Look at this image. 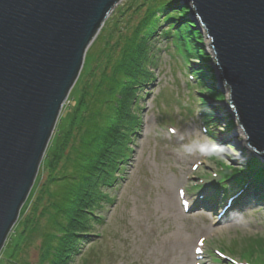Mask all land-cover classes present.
<instances>
[{
    "label": "rangeland",
    "instance_id": "1",
    "mask_svg": "<svg viewBox=\"0 0 264 264\" xmlns=\"http://www.w3.org/2000/svg\"><path fill=\"white\" fill-rule=\"evenodd\" d=\"M149 1L119 0L102 29L113 19L121 20L120 23L125 19L128 25L124 29H132L144 17L147 9L144 3L148 4ZM178 1L174 2L170 11L178 12L184 6L187 21L203 38L204 53L210 58L209 67L213 71L209 87L223 94L221 102L206 98L222 119L214 124L207 121L201 97L196 92L195 79L191 80L194 74L191 73L192 68L198 69L201 62L191 59L189 67H186L174 46L162 37L161 32L168 28L163 25L151 40V52L157 62V67L151 70L154 81L139 92L136 99L134 113L139 118V124L129 144V160L120 167L114 187L104 190L111 198V204L101 205L98 212L104 221L102 226L95 225L94 230L96 234L104 235L103 238L90 239L94 246L90 264H226L230 263V259L239 263L242 262L239 255L221 249L224 246H242L257 237L264 238V208L256 199L248 198L249 201L241 203L242 206H232V212L218 220L225 200L233 192H244L246 187L237 191L228 189L227 196H220L219 191L211 188L210 195H215L213 200L216 203L212 213L211 210H204L203 202L197 201L204 193L202 190L209 189V185L222 188L219 163L239 170L249 160L260 162L262 159L246 143L242 144V139L246 141L247 136L239 126L234 110L229 107L230 90L213 63V52L208 46L210 40L205 37V29L196 15L190 16L189 12H194L192 5ZM136 8L139 10L134 13ZM124 11V15H120ZM185 15L175 19L177 26L183 22L181 19ZM97 52L95 47L85 59L81 75L63 106L46 153L53 149L58 140V131L66 128V120L75 106V98H78L82 84L87 82L86 76L94 67ZM197 136L220 145L219 154L213 158L186 154L183 145ZM230 136H233V140L229 139ZM44 181L45 175L40 181H35L36 193ZM180 192L185 193V201L191 207L189 212L182 209ZM8 241L9 237L6 244ZM39 242H33L26 251L28 264L37 263ZM200 242L204 243L202 261L197 260L194 254ZM6 244L0 254V264L7 256ZM90 246L83 245L81 254L86 253ZM219 252L225 258L223 262L215 261ZM82 259L80 255L74 262L80 264Z\"/></svg>",
    "mask_w": 264,
    "mask_h": 264
},
{
    "label": "trees",
    "instance_id": "2",
    "mask_svg": "<svg viewBox=\"0 0 264 264\" xmlns=\"http://www.w3.org/2000/svg\"><path fill=\"white\" fill-rule=\"evenodd\" d=\"M177 1L150 0L144 3L147 7L144 17L132 29H124L128 25L125 19L123 23L113 19L100 31L85 57L87 60L97 47L94 67L85 75L87 82L75 98L66 128L58 131V140L41 163L36 181L42 175L45 181L37 193L35 183L22 207L17 227L9 235L7 256L2 264H28L25 253L36 240H40L36 264H75L80 255L83 258L80 264H90L94 253L90 239L104 235L94 230L104 221L98 212L101 205L111 204L104 190L114 187L120 167L129 160V144L139 124L134 113L136 99L154 81L151 70L157 67V62L151 52V40L163 25L168 28L161 32L162 37L174 46L186 67L191 59L201 62L191 73L207 121L216 122L206 99L221 102L223 94L209 87L210 58L204 53L201 34L187 21L186 8L170 11ZM136 10L139 8L134 13ZM180 15L185 16L177 26L175 19ZM244 165L237 170L219 163L220 187L227 196L228 189L237 191L249 183L246 196L250 198L257 192L256 202L264 208V166L257 160ZM86 244L91 246L81 254ZM224 247L221 251L226 249L239 255L248 264H264L263 237L246 241L242 246Z\"/></svg>",
    "mask_w": 264,
    "mask_h": 264
},
{
    "label": "water",
    "instance_id": "3",
    "mask_svg": "<svg viewBox=\"0 0 264 264\" xmlns=\"http://www.w3.org/2000/svg\"><path fill=\"white\" fill-rule=\"evenodd\" d=\"M205 29L245 143L264 164V0H182ZM119 0H0V254L89 47Z\"/></svg>",
    "mask_w": 264,
    "mask_h": 264
},
{
    "label": "clouds",
    "instance_id": "4",
    "mask_svg": "<svg viewBox=\"0 0 264 264\" xmlns=\"http://www.w3.org/2000/svg\"><path fill=\"white\" fill-rule=\"evenodd\" d=\"M219 147L221 146L203 139L202 136H197L191 142L183 145V151L188 155L195 153L201 157L213 158L219 154Z\"/></svg>",
    "mask_w": 264,
    "mask_h": 264
},
{
    "label": "bare ground",
    "instance_id": "5",
    "mask_svg": "<svg viewBox=\"0 0 264 264\" xmlns=\"http://www.w3.org/2000/svg\"><path fill=\"white\" fill-rule=\"evenodd\" d=\"M182 5H184V4H182ZM183 7H184V6H183ZM209 72H210V73L212 72V74H213L212 68H210ZM230 110H231V109H230ZM220 116H221V115H220ZM220 116H219V117H220ZM218 119H222V117H220V118H218ZM240 133H241V132H240ZM241 134H242V133H241ZM232 135H233V136H237L235 133H234V134L232 133ZM233 136H230L229 139L233 140ZM243 137H244V136L242 135V138H243ZM243 143H245V139H244V138L242 139V144H243ZM242 147H243V146H242ZM249 187H250V185H248V186L246 187V191L249 190ZM257 194H258L257 192H253V195H252L250 198H253V199L256 198V199H257ZM242 199H243V201H242ZM240 201H241L242 204H244V203H247L249 200H248V197L244 194V197L241 198ZM241 203L239 202V204L237 205V207H238V206H239V207L242 206ZM231 212H232V210L230 209V210L228 211V213H231Z\"/></svg>",
    "mask_w": 264,
    "mask_h": 264
}]
</instances>
